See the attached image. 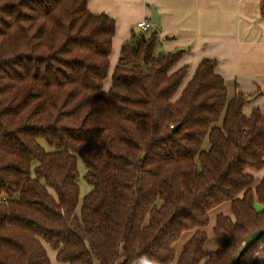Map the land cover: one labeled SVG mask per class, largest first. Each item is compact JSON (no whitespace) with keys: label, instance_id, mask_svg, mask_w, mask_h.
Here are the masks:
<instances>
[{"label":"trees","instance_id":"1","mask_svg":"<svg viewBox=\"0 0 264 264\" xmlns=\"http://www.w3.org/2000/svg\"><path fill=\"white\" fill-rule=\"evenodd\" d=\"M88 4L0 0V264H51L46 246L61 264H173L194 230L177 264H201L200 229L226 202V244L204 264H252L264 114L228 100L215 60L185 86L182 53H157L156 34L123 46L105 91L116 23ZM79 160L91 191L78 213Z\"/></svg>","mask_w":264,"mask_h":264},{"label":"crops","instance_id":"2","mask_svg":"<svg viewBox=\"0 0 264 264\" xmlns=\"http://www.w3.org/2000/svg\"><path fill=\"white\" fill-rule=\"evenodd\" d=\"M91 13L105 14L115 20L116 36L110 57L111 75L116 68L123 46L133 44L134 35L148 38L157 36V53H182L174 71L188 67V84L198 66L205 59L218 63L217 72L224 79L231 101L238 95L251 100L245 107L249 115L259 109L264 114V0H87ZM159 16V24L152 20V9ZM143 21L153 25L148 31L137 25ZM112 83V82H111ZM112 85V84H111ZM110 85V87H111ZM206 140L203 149L208 150ZM256 187L264 178V168L249 173ZM255 209L262 210L256 200ZM219 216L234 220L231 202H226L209 212L207 227L200 229L207 234L204 246V264L209 256L222 250L226 239L217 237L214 229ZM198 230L186 231L173 248L177 264L184 246ZM48 255L50 250L46 246ZM56 259L57 252L53 253ZM52 258V260H53ZM57 262V260H56ZM51 264H56L51 261ZM61 264V263H58ZM252 264H264V251L253 259Z\"/></svg>","mask_w":264,"mask_h":264},{"label":"rangeland","instance_id":"3","mask_svg":"<svg viewBox=\"0 0 264 264\" xmlns=\"http://www.w3.org/2000/svg\"><path fill=\"white\" fill-rule=\"evenodd\" d=\"M112 80H111V75L109 74V77L107 78V80L104 82V90L105 91H109L110 90V85L112 84L111 83ZM78 170H79V173H80V180H79V185H80V203H79V207H78V213L80 211V207L82 205V201H83V198L91 191V188L88 186L87 182L85 181L84 179V176L86 175V167L83 163L82 160H79L78 161ZM254 172V170H249L248 173H252ZM48 250H50V254H49V258L51 261L55 262L56 264H58L59 262H56V259L53 258L54 256V252L52 249L48 248ZM53 258V260H52ZM98 264V263H96Z\"/></svg>","mask_w":264,"mask_h":264},{"label":"water","instance_id":"4","mask_svg":"<svg viewBox=\"0 0 264 264\" xmlns=\"http://www.w3.org/2000/svg\"><path fill=\"white\" fill-rule=\"evenodd\" d=\"M152 20L154 21L153 23L157 25V23L159 24V16L157 15L156 10L153 8L152 9ZM251 100V98H248L247 102ZM264 234V231H258L255 234L252 235L251 239L253 241H258L262 235Z\"/></svg>","mask_w":264,"mask_h":264},{"label":"built area","instance_id":"5","mask_svg":"<svg viewBox=\"0 0 264 264\" xmlns=\"http://www.w3.org/2000/svg\"><path fill=\"white\" fill-rule=\"evenodd\" d=\"M152 23L151 22H148V21H143L141 23H139L137 25V27L140 29V30H143V31H148L151 27H152Z\"/></svg>","mask_w":264,"mask_h":264}]
</instances>
